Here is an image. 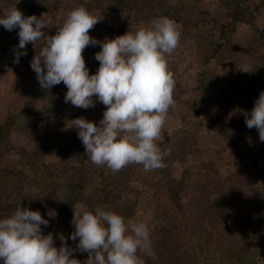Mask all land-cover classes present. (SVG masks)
Instances as JSON below:
<instances>
[{"label":"rangeland","instance_id":"obj_1","mask_svg":"<svg viewBox=\"0 0 264 264\" xmlns=\"http://www.w3.org/2000/svg\"><path fill=\"white\" fill-rule=\"evenodd\" d=\"M147 1L154 12L150 6L141 8ZM237 1L0 0V18L14 5L25 17L35 15L45 21L50 17L52 23L42 29L46 35H55L67 14L79 6L100 19L89 35L101 42L150 27L160 17L174 20L181 34L179 47L167 57L176 81L175 105L156 141L162 151L170 150L165 167L145 170L132 164L113 172L92 164L77 130L67 127L79 117L99 126L105 106L97 102L81 109L65 103L67 88L62 82L41 89L30 62L44 40L18 49L19 29L0 26V39L7 47L0 53V191L20 195L12 202L0 199V204L38 211L49 221L47 227L41 226L42 234L53 233L57 248L61 242L56 234L68 238L74 231L73 207L78 204L93 211L102 206L126 221L147 223L154 247L166 215L194 220L197 205L214 203L215 193L224 189L229 177L244 175L264 187L262 142L258 130L245 124V114L264 91L263 0H251L250 21L231 30L226 51L203 64L221 41L220 26L230 21ZM14 47L27 51L18 64ZM99 51L98 44L82 53L90 75L100 66L94 59ZM105 188L111 191L109 203ZM78 242L79 238L68 239L73 249ZM72 258L83 264L88 254L75 251Z\"/></svg>","mask_w":264,"mask_h":264},{"label":"clouds","instance_id":"obj_2","mask_svg":"<svg viewBox=\"0 0 264 264\" xmlns=\"http://www.w3.org/2000/svg\"><path fill=\"white\" fill-rule=\"evenodd\" d=\"M99 21L79 6L67 14L55 35H46L42 29L52 23L50 17L46 21L35 15L25 17L14 5L0 18V26L7 31L19 29L18 49L44 40L30 62L41 89L50 90L62 82L67 88L65 103L81 109L95 107L97 102L105 106L99 126L84 117L67 126L77 130L92 164L113 172L132 164L161 169L170 150L162 151L156 141L175 105L176 81L167 57L179 47L181 34L174 20L160 17L150 27L101 42L89 35ZM98 44L101 51L94 59L100 66L90 75L82 53ZM13 50L18 64L27 51ZM245 124L257 129L264 142V91L250 114H245ZM72 224L70 237L56 234L61 242L57 248L53 233L42 234L41 226L47 227L49 221L38 211L18 206L0 219V260L3 264H81L72 258L75 251L88 254L83 264H145L143 257L157 259L145 222L126 221L102 206L93 211L78 204L73 207ZM78 238L76 248H71L68 239Z\"/></svg>","mask_w":264,"mask_h":264},{"label":"trees","instance_id":"obj_3","mask_svg":"<svg viewBox=\"0 0 264 264\" xmlns=\"http://www.w3.org/2000/svg\"><path fill=\"white\" fill-rule=\"evenodd\" d=\"M250 2L237 1L230 21L220 26L221 41L212 48L211 56L205 58L203 64L226 51L231 30L241 22L250 21ZM140 6H150L154 12L149 1ZM3 41L0 39V53L6 52ZM5 130L9 132L2 128V132ZM262 149L264 151V142ZM240 176L229 177L224 189L215 193L218 198L214 203L203 205L201 201L194 220L166 215L155 236L153 250L157 259L143 257L145 264H264V187ZM260 177L264 181V170ZM104 194L109 203L111 191L105 188ZM12 198H20L18 191L16 194L0 191V199L12 202ZM9 204L5 207L0 204V215L16 208L15 204L9 208Z\"/></svg>","mask_w":264,"mask_h":264}]
</instances>
